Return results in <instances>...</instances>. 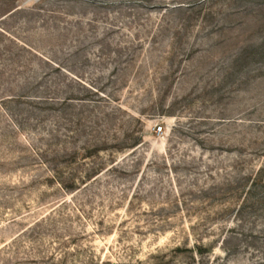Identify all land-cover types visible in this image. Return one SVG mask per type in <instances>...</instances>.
Listing matches in <instances>:
<instances>
[{"label":"rangeland","instance_id":"rangeland-1","mask_svg":"<svg viewBox=\"0 0 264 264\" xmlns=\"http://www.w3.org/2000/svg\"><path fill=\"white\" fill-rule=\"evenodd\" d=\"M0 264H264V0H0Z\"/></svg>","mask_w":264,"mask_h":264},{"label":"built area","instance_id":"built-area-1","mask_svg":"<svg viewBox=\"0 0 264 264\" xmlns=\"http://www.w3.org/2000/svg\"><path fill=\"white\" fill-rule=\"evenodd\" d=\"M155 132H156L157 135H160L162 133V127L161 126H158L156 128V131Z\"/></svg>","mask_w":264,"mask_h":264}]
</instances>
